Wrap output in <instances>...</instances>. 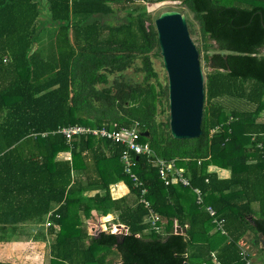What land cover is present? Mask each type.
I'll list each match as a JSON object with an SVG mask.
<instances>
[{"label":"trees","instance_id":"trees-1","mask_svg":"<svg viewBox=\"0 0 264 264\" xmlns=\"http://www.w3.org/2000/svg\"><path fill=\"white\" fill-rule=\"evenodd\" d=\"M162 2L187 7L200 24L208 72L198 138L176 139L169 117L157 121L168 84L154 67L161 54L149 9ZM118 9L127 21L96 16ZM133 66L142 81L125 76ZM135 124L154 151L134 154L139 185L124 170V144L63 131ZM157 157L177 159L191 186L167 184ZM121 181L130 191L115 197ZM144 188L156 225L140 202ZM207 205L227 234L214 230ZM52 211L50 264H247L240 243L250 234L264 264V0H0V229L43 224ZM82 213L128 232L93 235Z\"/></svg>","mask_w":264,"mask_h":264},{"label":"water","instance_id":"water-1","mask_svg":"<svg viewBox=\"0 0 264 264\" xmlns=\"http://www.w3.org/2000/svg\"><path fill=\"white\" fill-rule=\"evenodd\" d=\"M155 26L168 76L170 132L176 139L198 138L203 134L206 100L200 50L191 36L186 16L180 11H163L156 18ZM142 135L149 138V130ZM177 232H182L180 226ZM260 239L264 248L263 234Z\"/></svg>","mask_w":264,"mask_h":264},{"label":"rangeland","instance_id":"rangeland-1","mask_svg":"<svg viewBox=\"0 0 264 264\" xmlns=\"http://www.w3.org/2000/svg\"><path fill=\"white\" fill-rule=\"evenodd\" d=\"M150 13L152 15L153 21L155 23L156 18L166 10H177L184 14L187 18L189 25V30L193 40L197 46L201 47V64L205 74V84H206V75L208 72V67L204 58V41L200 29V24L194 17V14L191 10L183 5H177L169 2H162L154 7H152ZM101 22L106 23H121L127 21L126 15L121 10H117L115 14L110 15H96ZM211 51V50H210ZM154 67L158 72L159 81L163 86L168 84V76L165 70L162 56H153ZM136 65L141 66L142 61L140 59L136 60ZM126 77H132L135 82H140L144 79V74L140 71L135 70V66L126 70ZM110 80L108 84H113L116 75H110ZM121 80V77L120 79ZM103 86V84H98V87ZM169 117V102L168 98H164L163 103L160 105L159 113L157 116V121H167ZM68 155V154H67ZM65 153L62 154V157L67 156ZM82 218L90 222V232L93 230V224L100 223L102 226H106L109 231L111 230V225L113 224V219L109 216H102L98 214L94 218H86L82 213ZM47 220L43 224H32L26 223L17 225L16 231L8 229V231H3L0 229V237H3L0 240V260L13 262L15 264H50V244L55 240L56 235L48 233ZM118 226V225H117ZM122 228V227H118ZM124 230L119 229L118 233H122ZM13 233V234H12ZM252 234L248 235L243 241V248L247 253H250L252 256L253 264H261V253L259 248L254 246L250 238ZM223 242H227L228 239L226 236L220 235ZM114 261H119L117 256L114 257Z\"/></svg>","mask_w":264,"mask_h":264},{"label":"built area","instance_id":"built-area-1","mask_svg":"<svg viewBox=\"0 0 264 264\" xmlns=\"http://www.w3.org/2000/svg\"><path fill=\"white\" fill-rule=\"evenodd\" d=\"M64 133L69 137H73L76 134H90L95 137H107L113 140L114 142L121 143L125 145V149L123 150L121 154V161L124 164V170L125 172L134 180L135 185L142 184V182L139 180L138 175L134 171V166L136 164L134 160V154L140 155V154H147V155H154V151L152 150L150 143L148 141L144 142L141 141V130L135 124L132 127H122L119 130H108L107 128H92L82 125H74L65 128ZM156 165L158 166L159 174L163 179L166 180V183L169 184H181L183 186H191L190 179L186 176V167L183 165L178 164L177 159L173 160H166L160 157H157ZM194 192L197 195V203L200 205H204V195L200 188H194ZM147 193V188H144L142 190V197L140 199V202L144 203L145 206L149 209L148 213V221H150L151 224L156 225L157 221L160 220V215L153 210L151 207L150 201L144 196ZM207 211L209 212L210 216L212 217V220L214 224L216 225V228L218 230L221 229L223 234H227L223 227V220H220L217 216V212L214 209L213 206L207 205ZM55 211V210H54ZM54 211L50 212L47 217V226H51L53 224L51 220V216L53 215ZM118 225V226H117ZM118 227H122L119 229L124 230L120 234H126L128 232V227L124 224H116L113 223L111 225V232L118 233ZM178 224L175 227V230L177 231ZM91 233L93 235L98 234L101 231L109 232V229H107L106 226H102L100 223L93 224ZM241 248H242V254L247 260V264H251V259L247 258L248 253L243 248L244 241H241ZM213 256L216 254L213 252ZM218 264H220L218 262Z\"/></svg>","mask_w":264,"mask_h":264},{"label":"crops","instance_id":"crops-1","mask_svg":"<svg viewBox=\"0 0 264 264\" xmlns=\"http://www.w3.org/2000/svg\"><path fill=\"white\" fill-rule=\"evenodd\" d=\"M209 170L210 171H216L220 178H229L231 176V171L229 169L217 167L215 165H211L209 167ZM111 189H112V192L114 193L115 197L124 196V195L128 194L129 191H130L129 188H128V186L124 182H122V181L121 182H118V183H114L112 185ZM114 190L117 192L116 194H115ZM216 229L217 228L214 227V230H216Z\"/></svg>","mask_w":264,"mask_h":264}]
</instances>
